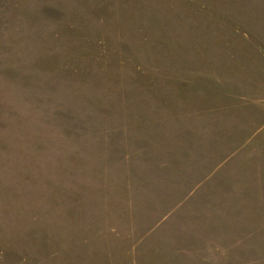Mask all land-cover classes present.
<instances>
[{
  "label": "rangeland",
  "instance_id": "374dc122",
  "mask_svg": "<svg viewBox=\"0 0 264 264\" xmlns=\"http://www.w3.org/2000/svg\"><path fill=\"white\" fill-rule=\"evenodd\" d=\"M0 264H264V0H0Z\"/></svg>",
  "mask_w": 264,
  "mask_h": 264
}]
</instances>
